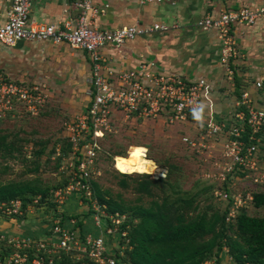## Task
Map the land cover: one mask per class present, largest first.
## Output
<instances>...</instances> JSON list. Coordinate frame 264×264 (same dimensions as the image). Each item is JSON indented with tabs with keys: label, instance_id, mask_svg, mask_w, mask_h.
<instances>
[{
	"label": "built area",
	"instance_id": "1",
	"mask_svg": "<svg viewBox=\"0 0 264 264\" xmlns=\"http://www.w3.org/2000/svg\"><path fill=\"white\" fill-rule=\"evenodd\" d=\"M163 1L139 0L141 4ZM31 3L32 0H11L7 21L0 26V43L13 47L19 42L47 41L54 45L67 44L73 49L87 52L92 62L87 89L89 105L82 117L67 126L70 134L66 139L72 143L71 158L74 161L70 167L73 169L72 173L68 172V185L54 191L52 201L58 208L56 212L47 215L50 217V224L46 227L48 231L34 236H8L0 233V264H129L123 260L126 249H131L128 230H122L126 215L107 213L106 206L100 205L95 198V211L89 213L100 233L92 234L85 233L75 219L64 218V207L72 197L78 198V193L91 197L93 165L100 151L98 144L112 133L116 114H120L126 122L163 118L166 126L194 124L196 121L192 119L190 110L203 100L211 103L209 81L159 70L154 63L140 64L135 69L127 70H116L109 65L103 52L105 48L120 52L129 41L157 32H168L176 28V25L135 24L114 30H99L94 28V20L100 10L95 8L93 0H74L78 11L76 19L66 22L63 27H56L31 22ZM263 15L264 6L248 7L208 14L198 21V26L203 30L216 31L220 63L229 80L234 78L233 64L239 57L234 27L251 26ZM6 79L0 73V101L7 98L6 102L10 104V98L18 96L22 99V95L31 97L27 91L21 94L22 90L13 81ZM8 87H16L17 92L6 91ZM256 87L263 91L264 80L257 81ZM236 106L229 120L211 118L196 136L183 134L181 141L190 150L209 151L211 158L220 161L215 165L220 170L218 175L223 184L226 180L246 178L252 181L255 190L258 186L263 189L264 108H257L248 92L242 93ZM208 114L213 115L210 109ZM220 140L222 143L219 144L216 157L211 145L218 144L215 141ZM255 190L235 193L231 212L238 204L244 208L252 202ZM38 199H35V204ZM0 212L7 217L23 215L22 202L14 200L2 204ZM230 214L228 221L236 217Z\"/></svg>",
	"mask_w": 264,
	"mask_h": 264
},
{
	"label": "rangeland",
	"instance_id": "2",
	"mask_svg": "<svg viewBox=\"0 0 264 264\" xmlns=\"http://www.w3.org/2000/svg\"><path fill=\"white\" fill-rule=\"evenodd\" d=\"M57 70L53 73L34 70V73L24 75L21 78L17 73L16 76H12L14 79L8 78L17 85L13 83L14 86L22 90L21 94L27 91L31 97L26 98L22 95V99H19L16 96L10 98V104H7V98L4 100L1 98L0 130L8 135L10 140L13 139L18 142L20 152L23 154L19 155L17 152L14 154L15 156L1 161L2 166L9 167L5 175H0L1 183L40 179L43 183L54 187L65 182L66 179L70 182L69 173H72L73 169L70 164L74 160L71 158V153L66 152V145L68 144L66 137L70 134L67 126L86 113L89 105L88 78L86 79V77L69 70L66 71L67 73ZM225 77L232 84L233 90H229L225 86L224 88L223 86L216 88L220 91H216L214 88V99L217 105L226 103L218 95L223 89H227L232 94L239 93L234 90L236 83L234 78L229 80L226 73ZM16 87H8L6 91L12 90L16 93ZM202 103L205 105L204 119L202 122H195L194 124L166 126L163 118L126 122L120 114H116L113 119L115 126L112 133L107 139L99 142L100 151L93 165V179L101 191L103 193L108 192L109 194H106L108 197L121 199L132 207H149L154 201H162V198H167L171 205L180 209L188 220L202 213L211 215L215 211L223 212L229 209V203L231 212L233 195L255 190L252 181L239 178L226 180V184H223L218 175L220 170L215 165L220 161L211 158L208 154L209 151L196 152L190 150L181 141L183 134L189 137L196 136L203 130L205 122L208 123L211 118L218 120L216 117L222 116L226 120L230 119L227 111H221L220 115L216 116L215 105L214 108L213 105L210 107L206 100H203ZM222 108L225 110L224 107ZM209 109L213 115L208 114ZM39 140L46 141L47 147L44 154L36 159L32 155L40 147L33 143ZM215 142L218 144H212L211 150H214L217 157L220 149L219 144L222 141ZM137 151H143L149 159L154 161L155 165H151L153 174H132L130 175L131 178L126 179L128 185L124 188L122 186L123 177L114 167L115 157L120 156L123 163L133 162ZM59 157L62 158V161L60 168L56 169ZM37 163H39V169L35 172ZM147 171L148 169L145 173ZM168 172L170 176L166 178ZM142 175H148V179L155 182L151 186L149 194L139 192L137 189L138 183L142 180ZM164 178L167 179L166 182L157 181ZM84 195L78 193L77 197L80 200L72 197L70 201L76 200V204L78 201L80 209L82 208L86 212L88 210L86 214L92 215L90 213L95 211L94 200H90V196L86 200L82 197ZM180 199L182 200L180 201ZM186 200L192 201L190 208L185 205L184 201ZM91 201L92 204H90ZM238 205V207H234L232 214L229 213L231 217L236 216L237 218L239 211L241 212V209L238 208L242 207L240 204ZM48 206L42 209L39 206L30 205L27 209L28 214H30L28 218L32 219L33 222L38 220L40 224L43 223V225L48 226L50 217L47 215L52 212V208ZM245 210L251 216L264 214V207L256 208L252 202L246 206ZM0 217L5 216L0 212ZM236 218L230 220L229 223L236 224ZM128 219L131 221L129 217ZM138 221V219H134L133 226ZM132 224L130 223V229L133 227ZM229 234L233 235L234 233L229 231ZM220 257V264H236L229 254L227 244L223 245ZM209 262L216 264V257L211 258Z\"/></svg>",
	"mask_w": 264,
	"mask_h": 264
},
{
	"label": "crops",
	"instance_id": "3",
	"mask_svg": "<svg viewBox=\"0 0 264 264\" xmlns=\"http://www.w3.org/2000/svg\"><path fill=\"white\" fill-rule=\"evenodd\" d=\"M93 3L100 10L94 20V28L99 30H114L135 24L150 26L154 23L177 26L168 32H157L129 41L120 52L105 48L104 55L114 69H135L140 64L154 63L159 70L177 72L193 79L204 78L211 87L210 104L213 108L215 105L216 116L221 111H227L231 116L245 92L249 93L257 108H264V90L256 87L257 81L264 80V15L251 26L234 27L239 49V57L233 64L234 90L240 96L227 90L232 89V84L226 80L220 63L216 31H205L198 26V21L208 14L264 6V0H165L149 4H141L139 0H93ZM10 5L11 0H0V26L7 21ZM77 15L74 0H32L31 3V22L63 27L66 22L74 21ZM34 70L49 73L55 70L67 73L69 70L87 79L91 76L92 62L87 52L73 49L67 44L35 41L19 42L8 47L0 43L1 74L7 78L19 74L21 78L34 73ZM219 86L227 87L218 94L226 102L224 105H217L214 99L213 90L220 91L216 89ZM217 118L224 119L222 116ZM76 200L68 201L64 207V218L75 219L78 225L81 223L85 233L99 234L92 217L80 209V203L77 201L76 204ZM28 213L19 219L0 217V232L8 236L45 234L47 226L38 220L33 222L28 218Z\"/></svg>",
	"mask_w": 264,
	"mask_h": 264
},
{
	"label": "trees",
	"instance_id": "4",
	"mask_svg": "<svg viewBox=\"0 0 264 264\" xmlns=\"http://www.w3.org/2000/svg\"><path fill=\"white\" fill-rule=\"evenodd\" d=\"M107 138L108 136L105 137V139ZM66 141L68 143L67 151L66 149L64 151L71 153L72 143L68 139ZM33 144L40 147L32 155L38 159L44 154L47 142L39 140ZM20 151L18 142L10 140L9 136L0 130V175H5L9 170V167L1 165V161L15 156L14 154L17 152L19 155H23ZM61 159V157L58 158L56 169L60 168ZM38 169L39 163L35 165L34 171L36 172ZM147 169L148 171L144 174H153L152 166ZM169 172L166 178L170 176ZM120 174L123 177L122 186L125 188L128 185L126 179L131 177L128 174ZM148 178V175H142V180L137 187L139 192L150 193L151 186L155 182ZM166 178L157 181L166 182ZM68 182L69 180L66 179L65 182L54 187H50L40 179L0 182V205L14 200L22 202L23 215L5 217L9 219L24 218L30 205L39 206L42 209L49 205L52 208V213L56 212L58 205L52 201L54 191L66 187ZM91 192L90 200L93 201L96 198L100 205L106 206L107 213L126 215L127 220L123 224L122 230H128L127 237L131 249H126V256L123 260L129 264H203L213 257L217 259L216 264H220L224 244H227L229 254L236 264H264V214L262 216L248 215L245 210L247 205L241 209V212L239 211L237 218L235 217L236 224L233 225V223H229L230 220H227L230 203L229 209L223 212L215 211L211 215L202 213L188 220L184 213L173 207L167 198H162V201H154L149 207H132L121 199L108 197L106 194L109 193H103L96 181L92 183ZM38 197V203L35 204L34 201ZM253 197V205L256 208H263L264 185L263 189L258 186ZM83 198L87 200L85 195ZM184 203L190 208L192 201L186 200ZM134 219L139 221L133 226ZM130 223L133 227L127 229L126 226H130ZM79 226L82 224L79 223ZM229 231L234 234L230 235Z\"/></svg>",
	"mask_w": 264,
	"mask_h": 264
},
{
	"label": "bare ground",
	"instance_id": "5",
	"mask_svg": "<svg viewBox=\"0 0 264 264\" xmlns=\"http://www.w3.org/2000/svg\"><path fill=\"white\" fill-rule=\"evenodd\" d=\"M135 160L129 163H123L122 158L120 156L115 157V169L123 174H143L147 170V168L151 165H155L154 161L149 159L147 155L143 151L135 152ZM119 162V166L118 165ZM162 176L161 174H159Z\"/></svg>",
	"mask_w": 264,
	"mask_h": 264
},
{
	"label": "clouds",
	"instance_id": "6",
	"mask_svg": "<svg viewBox=\"0 0 264 264\" xmlns=\"http://www.w3.org/2000/svg\"><path fill=\"white\" fill-rule=\"evenodd\" d=\"M190 111H191L192 119L194 121H196L198 123L203 121L204 111H205V105L203 103L197 104ZM117 166H119V162H118Z\"/></svg>",
	"mask_w": 264,
	"mask_h": 264
}]
</instances>
